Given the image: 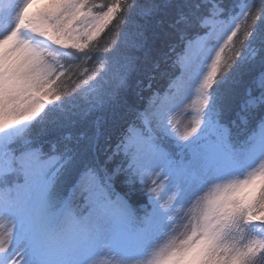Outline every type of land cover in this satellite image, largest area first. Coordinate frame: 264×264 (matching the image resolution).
I'll return each instance as SVG.
<instances>
[{
  "label": "snow or ice",
  "instance_id": "6c2138e0",
  "mask_svg": "<svg viewBox=\"0 0 264 264\" xmlns=\"http://www.w3.org/2000/svg\"><path fill=\"white\" fill-rule=\"evenodd\" d=\"M125 8L121 70L65 98L64 61ZM161 60L180 74L133 109ZM121 108L114 145L46 138ZM0 264H264V0H0Z\"/></svg>",
  "mask_w": 264,
  "mask_h": 264
},
{
  "label": "trees",
  "instance_id": "16d2710c",
  "mask_svg": "<svg viewBox=\"0 0 264 264\" xmlns=\"http://www.w3.org/2000/svg\"><path fill=\"white\" fill-rule=\"evenodd\" d=\"M98 3L108 4L111 0H97ZM132 3L133 0H128ZM257 7H259L260 0H256ZM123 19L118 18L111 25H109L105 31L90 45V50L85 53H77L81 56H91V59L80 60H66L64 61L67 69L66 75L62 78L64 85L67 86L68 95L78 94L87 84H92L95 81L93 77L99 78L104 75L105 69H108V79H112L121 70L122 65L125 63L126 55L129 53V44L134 38L137 30V25L143 24L144 21L138 16V14L128 8H125V12L121 14ZM251 22V21H249ZM257 26L260 25V21H256ZM156 31H159L157 28ZM151 36V30L149 31ZM174 39L157 40L154 44L156 49H162V51H168V44L174 43ZM151 43V41H150ZM241 46L237 44V48ZM136 55H142L141 53H135ZM160 60L158 52L152 53V61ZM172 62L169 60L167 63L160 61V68L155 72V78L152 80V88L150 90L140 91L136 87L137 80L144 79V65L141 64V71L138 74H133L130 78L133 84V91H130L128 96V102L133 109H139L144 106V100L142 97L149 95V92H159L163 96L169 88L171 80H174L176 76L180 74L179 66L173 68ZM151 62H149L148 70H151ZM85 81L87 84H85ZM238 92L242 93V85L238 86ZM133 121V114L127 109H117L115 113L110 111L98 112L88 118L86 122H81L76 125H66L55 132L48 135L47 139H54L57 135L72 134L76 136L80 133L92 134L96 130V122L99 124V130L101 133L100 143L104 146L108 144L114 145L119 135L126 131L128 125ZM136 202H147V198L144 196H136L133 198Z\"/></svg>",
  "mask_w": 264,
  "mask_h": 264
},
{
  "label": "rangeland",
  "instance_id": "374dc122",
  "mask_svg": "<svg viewBox=\"0 0 264 264\" xmlns=\"http://www.w3.org/2000/svg\"><path fill=\"white\" fill-rule=\"evenodd\" d=\"M97 11H99V9H97ZM186 115H190V113H188ZM181 120H182V123H187V120H184L182 117H181Z\"/></svg>",
  "mask_w": 264,
  "mask_h": 264
}]
</instances>
